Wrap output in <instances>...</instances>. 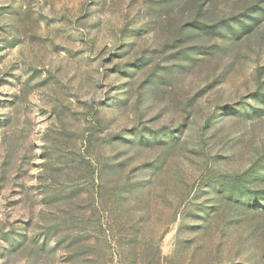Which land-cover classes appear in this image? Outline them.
Instances as JSON below:
<instances>
[{
    "label": "rangeland",
    "instance_id": "rangeland-1",
    "mask_svg": "<svg viewBox=\"0 0 264 264\" xmlns=\"http://www.w3.org/2000/svg\"><path fill=\"white\" fill-rule=\"evenodd\" d=\"M0 264H264V0H0Z\"/></svg>",
    "mask_w": 264,
    "mask_h": 264
}]
</instances>
